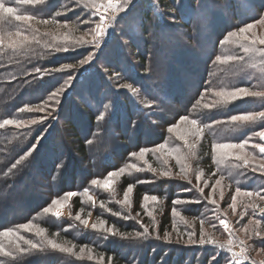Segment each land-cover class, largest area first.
Wrapping results in <instances>:
<instances>
[{
  "label": "rangeland",
  "instance_id": "obj_1",
  "mask_svg": "<svg viewBox=\"0 0 264 264\" xmlns=\"http://www.w3.org/2000/svg\"><path fill=\"white\" fill-rule=\"evenodd\" d=\"M148 1H150L149 5H153V14L155 16L161 15L159 6L155 2L157 0H130L128 10L117 14L116 22L110 29L113 35L108 40L107 46L103 47L102 52H97L96 58L91 63L83 67L79 64L72 67H62L59 68L60 71H56L64 73L63 77L67 84L66 87H68L67 91L73 98L69 105L70 120L73 126H61L63 132L60 131L61 129L57 130L55 135V147L59 151L55 159L58 161L61 158L64 159L60 171L68 176L66 183L68 189L62 191L59 197H62L68 191H76L78 195L68 202V206L63 209L59 219L54 218L49 213L47 214L51 216L59 229H62L61 231L71 233L78 239L85 240V243L96 240L99 242L100 247H111L114 251H120L119 253L132 264H237V261H239V264H264V236H255L254 225L249 223L250 220L260 219L259 231L264 233V213L259 210L264 208V201L255 200L259 207L253 209L248 206L249 201L247 198L237 197L235 212L231 207L232 197L238 187L241 190H259L264 193V176L253 173L250 169H245L242 162L233 159H227L218 164L212 153L214 143L239 142L240 138L253 134L258 127L260 128L259 124L252 129L251 127L241 129L233 125L229 129L228 136L227 133L224 135V132L217 130V127H222V125L228 128L227 124L218 123L205 128L203 136L208 133L209 137L207 136V139L209 138L208 140L212 144L210 157L212 172L208 173L207 166L200 165L205 160L198 149L202 137L196 147L192 149L194 154L181 161V164L186 168L187 179L183 178L181 174V164H177L175 159L177 154L175 153L169 156L149 151L145 157L147 163H145V160L139 159L138 155H133L134 153L138 154L141 149L156 148L161 143L166 144L169 148L182 147L184 151L179 148V155L181 156L184 155L182 153H187L189 150L177 138L175 133L168 132V127L178 123L185 113L190 118L197 119L198 124H201L202 120L207 121L211 114L217 112L218 106H211L215 98L210 91L203 90L201 91L203 100H201L200 105L195 103L200 99L197 98L193 102L195 108L186 109L183 103L187 100L188 95L183 97L177 90L186 87L187 78L193 77L191 74L195 70L196 82L192 85L188 84L186 91L187 94H191L198 90L199 85L203 84V80L199 81L201 79L198 75L201 70L199 61L209 57L211 50L219 53V57L224 62H218L227 68L232 66L231 63L241 62L249 58L243 52L240 43L230 42L224 44L221 43V40H216V36L213 35V29L225 23L228 15H230V12L227 13L229 11L227 6L230 7L227 0H197V3L196 0H187L183 4L177 2L175 4L177 10L173 11L174 14L166 15L163 13L164 15L160 16L161 22L156 20L153 25L155 30L152 29L147 33L141 25V23H144L141 17V6H144ZM104 2L105 0H95L97 5ZM235 3L242 8L244 14H249L252 11L251 6H254L255 10L260 6H264V0H235ZM193 7L195 9L191 10ZM109 16H111V13H109ZM171 17H175L174 22L170 19ZM258 18H264V9ZM94 19L97 22L99 20L98 17ZM257 19H250L249 23L255 22ZM107 22L106 20L105 23L107 24ZM30 24L38 29L41 25V23L36 22H30ZM190 24L193 25L190 27ZM254 31L258 37L264 36V26L258 24ZM47 32L55 33L54 30H47ZM167 41L170 44L167 45ZM149 42L152 45V50L147 48ZM245 42L247 43V41ZM160 44H165V47L176 53H169L164 59L155 54L153 59L150 55H153V49ZM258 46L264 47V45L259 44ZM78 49L83 50L85 54L89 50L96 51L91 49V46H83ZM182 52L186 57H182ZM138 56L146 58V65L150 67L147 71L145 69L144 72H136L137 69L142 68L138 64L140 62V59H137ZM229 56L242 57V59L228 60L227 57ZM160 62L166 64L165 68L168 67V72L170 67L175 70L172 71L173 77H166L165 68L160 69L158 66ZM186 65L187 67H185ZM131 66L133 69H130ZM145 67L144 65L143 68ZM98 73L102 78L108 79L109 83L105 82V86L110 85L108 89L101 90L103 84H100L97 77L93 75H98ZM69 75L73 76L70 81L68 80ZM152 78L155 82L159 81V84L163 82L162 87L164 89H153L144 83L145 80H153ZM124 84H131L136 91L132 92L128 88L121 87ZM137 84L146 87L148 94L144 95L140 89L136 88ZM65 91L61 93V97L65 95ZM97 92L102 94L94 99ZM198 94L201 96L200 93ZM121 97L129 99V101L125 102ZM208 97H211L212 100ZM133 100L134 103H132ZM242 100L245 99L235 102H241ZM246 101H249L248 105L252 107L254 105L259 106L258 102L251 99L246 98ZM235 102L230 105H235ZM48 103H51V101H48ZM146 103H150L151 107H145ZM204 103H208L210 107L204 108ZM127 104L129 106L134 104L137 111L132 113L126 110L127 114L123 116L115 107ZM58 105L60 106V103ZM81 107L85 109H87L86 107H97L96 110H99L100 113L95 118L97 124L94 127L104 131V133L98 131L92 133L94 140L92 142L89 140L90 144L87 145L93 149L89 150L85 158L78 156L71 147L70 140L66 141L65 139L66 136L70 135L72 129L78 133L86 131L89 113L87 114L88 109L82 110ZM57 110L52 111V108L49 107L45 112L31 111L38 115L36 118L37 123L33 125L48 127V131L55 124L60 125L61 121L57 118L60 110ZM101 110L103 111L101 112ZM25 111L29 112L27 108H25ZM48 112H51V115H48ZM42 117L44 118L40 119ZM101 117L103 118L101 119ZM143 121H145L147 129L145 135L140 134L144 126L141 123ZM228 124L232 125L231 123ZM6 126L13 127L14 125ZM94 127L92 126L90 132ZM192 139V137H189L190 142ZM252 140L260 142L259 138L254 135H252ZM62 142L65 143V148H69V153L60 146ZM248 151L259 155L256 149L249 148ZM60 152H65V154H60ZM90 159H92L91 162ZM164 160L168 161L167 165L163 163ZM149 163L157 169L155 174L148 170ZM131 164H136L142 170L137 172L135 168L130 167ZM120 168H124L125 171L114 178L113 189L104 190L91 183L93 179L107 178L109 172ZM162 169L170 171L171 176H160L159 171ZM28 172L31 174L32 179L39 180V183L46 185V180L37 170L33 169ZM69 175L72 181L69 180ZM197 176H200L199 181H197ZM221 177H223L221 185L217 187L213 195L216 203L211 204L208 202L207 197L215 181ZM123 178L138 185L146 186L151 192L150 196L155 195L158 198L157 201L149 200L145 202L143 199L136 209L132 203L133 193H131L130 205L127 208L122 207L117 201L123 199V193L127 189H121ZM198 188H203V193L198 191ZM85 189L96 201L95 206L88 201V197L84 194ZM52 191H55V188ZM221 191H223V198H221ZM38 193L42 194L43 191L38 190ZM163 194L164 198H161ZM171 195H173L172 200H170ZM75 198H79L81 203L78 211H75L72 203ZM193 199L198 202H189ZM168 200L171 201L170 207L166 205ZM177 200H179V203L176 202ZM101 201L104 202L105 209L100 207ZM174 208L179 215H172ZM106 209L120 212L122 216H130L131 218L123 219L113 216ZM148 212H152L153 215L149 216ZM89 213H91L90 216ZM165 213L169 215L170 225L163 228V233H160L162 216ZM77 214H80L82 219L89 220L88 228L75 220ZM99 219L106 221V227L118 225L124 228L131 227L134 231L129 234L123 233V236H108L105 239L103 238L104 234L91 229V224ZM220 220H226L229 225L228 231L220 224ZM144 227L148 228V235L146 237L143 235L136 237L135 233L137 231L143 233ZM245 228L247 232H245ZM18 230L23 231L20 228ZM202 230L205 238L211 239L214 242L213 244L200 245L198 243ZM118 232L122 233L119 230ZM23 233L35 237L34 233L25 231ZM165 233L168 234L170 242L165 239ZM189 233L194 234L192 239L196 240L197 243L188 242ZM230 238L234 243L231 246V251H228V240ZM241 241H244L243 245L240 244ZM4 243L10 251H14L7 240ZM220 244L225 245V248L220 249ZM241 246L245 249L244 253L239 257L232 256V253L240 252ZM89 247L91 246L89 245ZM76 251H79V247L76 248ZM50 253L63 255L71 259L72 261L66 260L67 264H72L71 262L97 264L96 260L88 261L86 257L77 259L67 253H60L51 248ZM221 253H225L228 259L225 260ZM94 255H99V253H94ZM103 264H108V260H104Z\"/></svg>",
  "mask_w": 264,
  "mask_h": 264
},
{
  "label": "trees",
  "instance_id": "obj_2",
  "mask_svg": "<svg viewBox=\"0 0 264 264\" xmlns=\"http://www.w3.org/2000/svg\"><path fill=\"white\" fill-rule=\"evenodd\" d=\"M227 1V4L230 6H227L229 9L227 13L230 12V15H228V19L225 23H223L220 27L213 29V35L216 36V40L219 41L224 40L229 32L237 31L239 27L249 23L250 19H257L260 17L264 9V6H260L255 10V7L251 6L252 11L249 14L246 13V15L242 11V8L235 3V0ZM5 2L10 3L11 6L18 7L22 14L34 15L35 18L31 22L36 23H39L40 20L45 18H53L54 13L58 10V5L61 8L67 6L73 10L62 12L60 16L55 17V19L61 22L65 20L69 21L68 29H57L51 24L45 26H43L44 24H41L39 29L32 26L29 28L27 24L15 21L12 18L0 20V33L20 30L31 37L33 31L36 30L35 34L39 40V43L33 41L31 44L26 45L25 49L22 51L13 52V50L8 49L7 47L0 48V123H2L4 119L27 120L37 118V113L26 111L21 112L19 109L26 108V106L35 107L39 105L42 101L47 100L50 91L54 90L55 88L62 86L63 89L66 90L65 95H67L66 97L65 95L62 97L59 96L61 97L59 99L60 106L55 105V108L58 109L57 111L60 110L59 114L56 115L61 123H59L60 125L58 126L55 124V126L51 127L49 131L47 130L48 127H40L39 125L33 124L21 128H16L15 126H6L0 129V231L8 228H15L19 234L36 242L39 239L38 237H30L26 235V233H23L24 231L18 230L19 225L31 222L45 227L48 237L57 239L58 242L71 240L77 245V247L84 245L89 247L90 245L93 248L94 253H99V255H103L105 257L104 260H109V257H112V264H132L127 260V258L123 257V255L119 253L120 251H114V249L111 247H100L99 242L96 240L85 243V240L78 239L71 233L61 231L62 229H59V226L53 221V219H51V216L43 211L46 206L50 205V202L56 198V196L59 197L62 191L68 189L66 186L68 176L66 173L60 171L61 168L57 170V164H59L64 159L61 158L59 161L55 159V156L57 153H59L55 147V135L57 130L61 129V126H73L70 120L71 114L69 108V105L72 102L71 99L73 100V98H71L72 95L69 94V91H67L68 87H66L67 84L63 77L64 73L56 72L55 69L65 67L64 65L76 66L79 64L78 61L85 58L86 56L83 50L78 49L81 46L71 49L68 53H57L52 50L51 47H45V45L63 43L65 34L69 36L70 40H74L75 38L83 35V30L92 27L93 24H77L76 21L77 17H79L81 20L84 19L89 10L84 9L83 4L77 5L76 0H43L41 4L34 6L15 5L14 3H11V0H5ZM149 2L150 1L145 3L144 6H141V17L142 21L144 22L141 23V25L145 28L147 33L152 29L155 30L153 25L155 24L156 20L161 22V15L174 14L173 11L177 10V7L175 8V4L177 2H181L183 4L186 3L187 0L155 1L159 6L158 8L161 14L156 16L152 12L153 5H149ZM195 2L197 3V0ZM194 9L195 7H193L191 10ZM192 25L193 24H190L189 26L191 27ZM47 30H54L55 33L47 32ZM45 33L54 34L56 39H53V35H45ZM243 43L246 42L244 41ZM147 44V48L152 50L151 43L149 42ZM168 44L170 43L167 41V45ZM256 47L264 49V47H259L258 44ZM153 52V55H150L153 57V59L155 54L160 55L161 58L164 59V57L169 53H176L172 52L168 47H165V44L156 46L153 49ZM217 56H219V53L216 51L213 52L211 50L209 57L203 58L199 61L201 65V70L198 74L199 77H201L199 81L203 80V84L199 85L198 90H195L191 94H187L186 91L188 84L192 85L196 82V77L194 76L196 74V70L191 74L193 77L190 79L189 77L187 78L186 87H183L184 89L177 90L180 92L181 96L183 95V97L188 95L186 100L187 102L185 101L183 103V106L186 107V109L195 108V104L193 102L197 98L201 97L198 93L201 95V91H205V89L213 94V90L218 91L222 88L231 90L234 87L248 86L250 84L253 88L264 90V81L258 78L260 77L261 65L264 64V59L256 57V67H252V61L247 58L241 62L231 63L232 66L227 68L216 60ZM182 57H186L183 52ZM137 59H140L138 64L142 66V68L137 69L136 72L141 73L144 72L145 69L147 71L150 68L146 65V58L144 56H138ZM184 59L183 61L186 60ZM183 63L185 64V62ZM144 65L146 66L145 68H143ZM158 66L160 69H164L166 64L160 62L158 63ZM185 67H187V65ZM130 69H133L132 66ZM172 71L175 70L171 67L169 72L168 67L165 68L164 72L166 77H173ZM217 73L218 75H216ZM93 75L97 77L100 84H103L101 90L109 88V84L105 86V82L109 83L108 79L106 80L105 78H102L99 73L98 75ZM78 79L80 80L79 77ZM152 79L153 80H145L144 83L148 84V87L153 89H164L162 87L163 82H160L159 84V81L155 82L154 78ZM136 88L140 89L144 95L148 94L146 87H141L139 84H137ZM169 88L171 89V87ZM101 94V92H97L94 96V99L100 97ZM210 98L208 97V99ZM121 99L125 102L129 101L127 98L121 97ZM134 102L135 101L133 100L132 103ZM248 102L249 101H246L245 99L241 102H235L236 104L232 106L230 104L227 106H218L217 112L211 114L207 121L202 120V123H200L210 124V126H212L218 124L217 121H220V123L227 124L228 128H225V126L222 125V127H217V130L224 132V135L227 133L226 135L228 136L230 131L229 129L233 126L228 124L231 115L243 113L249 110H262L258 105H254V107L248 105ZM154 103H156V101H154ZM49 104H52V102ZM97 107H86L88 110L81 107L82 110H87V114L89 113V121L86 124V131L83 133H78L72 129L70 135L66 136L65 138L66 141L70 140L71 147L81 158H85L89 150L93 149L87 145L90 144L89 140H91V142L94 140L92 133L97 131L104 133L103 130L95 129L94 127L97 124L95 118H97L100 113L99 110H96ZM115 108H117L119 113H122L123 116L127 114L126 110H129L132 113L137 111L134 104H131V106L128 104L123 106L118 105ZM102 111L103 110H101V112ZM141 123H143L144 126L140 134L145 135L147 134L145 121ZM92 126L94 129H92L90 132ZM259 126L261 128V125ZM252 128L253 127H251V129ZM260 128L258 127L257 130ZM60 131H62V129ZM207 136L208 133H206V135L204 134L198 149L202 154V157L205 158V160L200 165L207 166L208 173H211L210 157L212 144L211 141L209 142V138L207 139ZM242 139L240 138V140ZM60 146L63 147V149L68 153L70 152L69 148H65V143L62 142ZM179 148L181 151H184L182 147ZM60 154H65V152H60ZM91 160L92 159H90V162ZM33 169L37 170L39 174L44 177L46 180V185L39 183V180L32 179L31 174L28 171ZM71 179L72 178L69 175V180ZM130 184L134 185L132 192V203L137 209L140 206L144 196H150L151 192H149L146 186L138 185L126 178H123L121 189H126ZM54 188L55 191H52ZM38 190L43 191V193H38ZM161 198H164V194L161 196ZM172 199L173 195L170 196V200ZM170 200H168V203L166 204L168 207L171 205ZM72 203L75 211H78L81 207L79 198H75ZM162 219L163 221L160 225V233H163V228L170 225L168 213H165L162 216ZM115 227L124 234H129L134 231V229H131V227L124 228L123 226L118 225H115ZM57 232L59 233V236L56 235ZM21 247L27 249V246L22 242ZM13 253L15 259L0 257V264H67L68 262H66V260L72 261L63 255L50 253V248L48 247H45L43 250H28L26 254H19V252H16L15 250ZM71 263L77 264L74 262Z\"/></svg>",
  "mask_w": 264,
  "mask_h": 264
},
{
  "label": "snow or ice",
  "instance_id": "obj_3",
  "mask_svg": "<svg viewBox=\"0 0 264 264\" xmlns=\"http://www.w3.org/2000/svg\"><path fill=\"white\" fill-rule=\"evenodd\" d=\"M43 2V0H11V3L15 5H39ZM130 0H105L103 4L97 5L95 0H76V4L80 5L83 4L84 9H88V13L84 19H80L77 17V24H93L94 27H89L86 30H83V35L75 38L74 40H70L67 34L64 35V42L63 43H53L52 45H45V47H51L57 53L64 52L68 53L71 49H74L78 46H91V49H95L96 51L89 50L86 54L85 58L80 59L78 61L79 65L83 67L86 64L91 63L97 56V52H102L103 47L107 46V42L110 37L113 35V32L110 31L113 24L116 22V17L118 13L125 12L128 10V5ZM103 9V11H102ZM72 8L67 6L60 7L58 5V10L54 13V17L51 19L45 18L39 21V23L48 25L51 24L55 28H69V21L65 20L63 22L55 19L62 14V12L72 11ZM111 13V16H109ZM98 17V22L94 19ZM7 18H12L15 21L23 22L31 28V24L29 22L33 21L35 16L32 14H22L20 9L15 6H11L10 3H6L5 0H0V20H5ZM173 22L175 21V17L170 18ZM108 21L107 24L105 21ZM264 26V18H258L255 22L246 23L244 26L239 27L237 31L229 32L227 38L221 41V43L227 44L230 42L240 43V46L243 48V52L247 54L249 59L252 61V67H256L255 58L260 57L264 59V49L257 48L256 45H264V36H257L255 33V29L257 25ZM33 31L31 37L26 35L24 32L17 30V31H6L0 33V48L7 47L8 49L13 50V52L22 51L25 49L26 45L31 44L33 41L39 43L38 37ZM251 34V35H248ZM45 35H53V39L55 40L56 37L52 33H45ZM247 41V44L243 43ZM217 61L223 63L224 61L221 57L217 56ZM228 60H239L242 57H234L229 56L227 57ZM65 67H72V65H64ZM39 71V70H37ZM55 71H60V69H55ZM262 81H264V64L261 65V73L260 77H258ZM73 76L69 75L68 80H72ZM121 87L128 88L130 91L135 92L136 89L131 84H124ZM64 91L63 87L55 88L51 90L47 100L42 101L39 105L35 107H27V111H40L45 112L49 107L52 108V111H55V105L60 103L59 96ZM205 91H208L205 89ZM213 96L215 99L212 101L211 106H227L231 103H234L240 99H251L254 102H258L259 108L262 110H249L243 113L233 114L228 121L232 125L239 127L241 129L254 127L257 124L261 125L259 130H256L253 134L246 135L242 140L239 142H229V143H214L212 145V153L216 162L223 163L227 159H233L235 161L242 162V165L245 169H250L251 172L260 174L264 176V90L253 88L252 85L248 86H239L234 87L231 90L222 88L218 91L213 90ZM201 100H203V94L201 95L200 99H198L195 103L196 105H200ZM48 101H51L52 104H49ZM145 107H151L150 103H146ZM204 108H209L210 105L208 103L203 104ZM19 111H25V108L19 109ZM48 115H51V112H48ZM44 117L40 118L43 119ZM103 117H101L102 119ZM37 119H4L2 123H0V129L4 128L6 125H14L16 128L25 127L29 124H36ZM220 123V121H217ZM210 124H198V120L194 118H190L188 115H184L180 118L179 122L175 125L168 127L169 133H175L177 138L183 142L185 147L189 150L183 156L179 155L180 149L179 148H169L166 144L161 143L156 148L153 149H141L139 153H134L133 155H138V158L141 160H145V157L149 151L158 152L161 154H167L169 156L173 155L174 153L177 154L175 156L177 164H181L183 159H187L189 156L193 155L192 149L196 147V144L199 140L203 137V133L205 128H209ZM252 135L259 138L260 142H254L252 140ZM189 137H192V141H189ZM256 149L258 150V154H253L252 152L248 151V149ZM30 154V153H29ZM145 163L147 161L145 160ZM163 163L165 165L168 164L167 160H164ZM63 167V161L57 164V170ZM130 167L135 168L137 172L141 171L140 167H137L136 164H131ZM148 170L153 172L154 174L157 172V169L152 167V165L148 164ZM125 171L124 168H120L119 170L111 171L107 174V178L105 179H93L91 183L98 188H103L104 190L113 189V182L114 178L120 176L121 173ZM181 174L183 178L187 179V172L184 165L181 164ZM171 172L168 170H160L159 175L162 177L171 176ZM217 179L215 184L212 186V190L207 197L208 202L211 204H215L216 201L213 199V195L215 194L217 187L221 185V180ZM200 180V176H197V181ZM190 183V181H189ZM134 185H129L123 193V199L117 201L122 207L127 208L130 205V194L133 192ZM187 190V189H185ZM198 191L203 193V188H198ZM84 194L88 197V201L95 206L96 201L94 200L93 196L90 195L85 189ZM78 193L76 191H68L62 195V197L54 198L49 206H46L43 211L45 213L51 214L54 218L59 219L62 215L63 209L68 206V202L73 198L76 197ZM237 197H245L249 201V207L256 209L259 206L255 203V200L264 201V193L259 190H241L239 187L235 191V195L232 197V204L231 207L235 212L236 209V200ZM221 198H223V191H221ZM144 201L147 202L157 201V197L155 195L144 196ZM179 203V200L176 201ZM192 203L198 202L197 200L193 199L189 201ZM100 207L105 209L106 206L103 201L100 203ZM108 212L111 213L113 216L121 217L123 219H130V216H122L120 212L112 211L111 209H106ZM261 213H264V208L259 209ZM82 211V210H81ZM91 213H89V216ZM149 216H152V212H148ZM173 216L179 215V213L173 209L172 212ZM75 220L78 221L81 225L85 228L89 227V220L82 219L80 214L75 216ZM250 224L254 225V234L257 237L264 236V233L259 231L261 226L260 219H253L249 221ZM220 224L223 225L226 231L229 230V225L226 220H220ZM215 227V225H213ZM18 228L22 229L28 233H34L36 237L39 239L34 242L32 239H27L25 236L20 235L15 228H8L5 230L0 231V257H10L15 259L13 251H10L4 241L7 240L9 245H11L16 252L21 254H26L28 250H36L40 249L43 250L45 247L51 248L53 250H57L60 253H67L70 256H74L77 259H84L87 258L88 261L96 260L97 264H103L105 257L103 255H94V250L92 247H88L87 245L79 247V251H76L77 245L73 243L71 240H65L64 242H58L57 239L49 238L46 234V228L34 223H24L18 226ZM91 229L97 232L104 234L103 238H107L108 236H123V233H119L115 225L111 227H106V221L104 219H99L97 222L91 224ZM247 232V229H244ZM59 236V233H56ZM148 235V228L144 227L143 233L137 231L135 233L136 237ZM193 233H189L188 242L195 244L197 243L196 240L192 239ZM127 238V237H126ZM159 238V237H157ZM165 239L169 240V236L165 233ZM22 242L24 245L27 246V249L21 247ZM170 242V240H169ZM200 245L205 244H213L214 242L211 239H206L203 230L201 231L200 239L198 241ZM234 241L230 238L228 240V251H231V246L233 245ZM244 241H241L240 244L243 245ZM220 249H224L225 245L220 244ZM245 249L241 246L239 253H232V256L239 257L244 253ZM221 256L227 260L228 257L225 253H221ZM108 264H112V257H109ZM239 264V261H237Z\"/></svg>",
  "mask_w": 264,
  "mask_h": 264
}]
</instances>
